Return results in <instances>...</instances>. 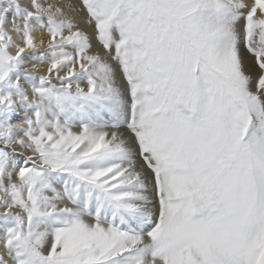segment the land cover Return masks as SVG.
I'll return each mask as SVG.
<instances>
[{"label":"snow or ice","instance_id":"6c2138e0","mask_svg":"<svg viewBox=\"0 0 264 264\" xmlns=\"http://www.w3.org/2000/svg\"><path fill=\"white\" fill-rule=\"evenodd\" d=\"M0 264H264V0H0Z\"/></svg>","mask_w":264,"mask_h":264},{"label":"bare ground","instance_id":"6f19581e","mask_svg":"<svg viewBox=\"0 0 264 264\" xmlns=\"http://www.w3.org/2000/svg\"><path fill=\"white\" fill-rule=\"evenodd\" d=\"M44 70H46V68L45 69H42V71H44Z\"/></svg>","mask_w":264,"mask_h":264}]
</instances>
